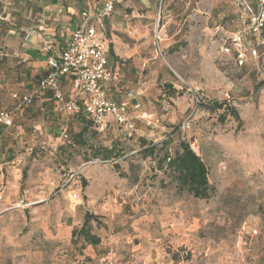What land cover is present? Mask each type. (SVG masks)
I'll use <instances>...</instances> for the list:
<instances>
[{"label": "rangeland", "instance_id": "obj_1", "mask_svg": "<svg viewBox=\"0 0 264 264\" xmlns=\"http://www.w3.org/2000/svg\"><path fill=\"white\" fill-rule=\"evenodd\" d=\"M58 1L77 15L88 0ZM241 30L232 0H124L102 32L120 84L112 95L134 98L145 119L101 132L43 99L17 117L0 138V264H264V57L240 65L224 52ZM20 56L0 49V111L45 74ZM215 102L228 106L224 121L205 107ZM142 140L155 157H143ZM181 142L208 167V200L165 167ZM103 149L118 157L94 161ZM86 214L98 247L73 237Z\"/></svg>", "mask_w": 264, "mask_h": 264}, {"label": "built area", "instance_id": "obj_2", "mask_svg": "<svg viewBox=\"0 0 264 264\" xmlns=\"http://www.w3.org/2000/svg\"><path fill=\"white\" fill-rule=\"evenodd\" d=\"M122 0H89L86 9L81 12L80 22L64 47L49 59L51 70L39 81L32 94L24 96L13 111L0 112V126L11 127L13 117L26 104L31 103L38 93L51 90L64 111L78 112L82 101L94 126L99 131L108 129L110 123H116L127 129H134L135 121L145 119L137 117L127 102H118L111 97L116 76L109 68V46L98 32L97 24L110 15ZM241 12L243 30L234 33L224 52L232 53L237 62L243 65L248 53L264 57V49L252 44L251 38L264 45V0H259L254 9L249 0H232ZM44 51L50 52L45 44ZM70 81L73 94L65 96V84ZM17 97V96H16ZM140 108L134 106V110ZM75 199L77 194L73 195Z\"/></svg>", "mask_w": 264, "mask_h": 264}, {"label": "trees", "instance_id": "obj_3", "mask_svg": "<svg viewBox=\"0 0 264 264\" xmlns=\"http://www.w3.org/2000/svg\"><path fill=\"white\" fill-rule=\"evenodd\" d=\"M57 1L58 0H55L53 2L57 3ZM123 1L124 0H122L121 2H119L115 6V8L111 14H113L115 12L116 8L119 5H121L123 3ZM88 2H89V0L87 1V4H86L84 9H86ZM258 2H259V0H249V3L251 4V6L254 9H256L258 7ZM27 3H28V5H31L32 2L27 1ZM33 7L38 8V10H40L42 12V6L41 5L38 4L37 6H33ZM84 9H82V11ZM238 10H239V8H238ZM110 15L106 16L103 19L101 24H97L98 32L101 35L103 40H105L103 35H102L104 23ZM239 19L241 21L240 10H239ZM7 28L8 27H7L5 22H3L0 25L1 31H3L4 29H7ZM263 37H264V32H263ZM113 55H114V52L112 51V49L108 50L107 58H108L109 68L113 71V73L116 76V82L112 88V92H119L120 91V84H119V80H118V74L110 62V56H113ZM42 78H40L39 81ZM39 81L37 82V84L39 83ZM37 84L32 86V88L29 91H26L24 93H15L13 107L11 109L2 110L0 112L13 111L17 107L20 100L24 96L32 94L35 91ZM169 90H172V88L169 87ZM64 92H65L66 98H68L70 95L73 94V88H72V84L70 81H68L65 84ZM112 92H111V97L113 99H115L112 95ZM174 93H175V91H174ZM39 99H43L44 102L46 103L45 105H51L57 111L65 112L67 114H71V115L80 117L83 120L87 121L90 125L94 126V123H93L91 117L88 115L82 101H79L80 107H79L78 112L64 111L60 107V104L57 102L56 98L54 97L53 92L51 90H48V91H45L43 93L36 94L33 97L31 103L24 105L19 112H16L14 117H13V125L11 127L0 126V138H2L4 136L5 131H7V130H9L15 126V121H16L17 117L23 115L28 109L33 107L34 104L36 103V101ZM118 102H121V101H118ZM205 107H207V109H209V110H214V111H216V110L222 111L223 110L224 111V108L228 107V106L226 103L215 102L212 105H207V106L205 105ZM230 110L233 113V116L236 119H239V115H238L237 111L234 108H230ZM227 113H228L227 110H225L223 112V114L220 116L221 121L225 120ZM118 126L122 127L120 125H118ZM89 132H90L89 125L87 124V125L83 126L81 132L78 134H75V136H74L75 137V143L80 145V146H85L87 144V142L84 140L85 139L84 136L87 135ZM168 141H170V138L168 140L164 141L163 144L167 145L169 143ZM141 145L143 147L142 151H141L143 157H145V158L155 157V155L158 151L157 145L152 144V143L147 144V142L145 140L141 141ZM116 157H118V154H116L113 149H103L102 151H94V154H93V160L94 161H100L101 160L103 162H109V161H113L114 158H116ZM164 163H165V167L169 170L173 179L178 183V185L180 186V188L182 190L187 191L190 195H192L196 199L208 200L211 198L212 188H211L210 183H209L208 167H207L206 163L204 162V160L201 158V156H199L192 149V147L189 143L181 142L179 145V149L174 154L170 153V150L168 148H166V154L164 155ZM96 221L97 220H96L95 216L90 215V214H86L81 228H78L73 232V237L75 238V240L76 239L82 240L84 243H86L92 247L100 246L101 238L93 233V223Z\"/></svg>", "mask_w": 264, "mask_h": 264}, {"label": "crops", "instance_id": "obj_4", "mask_svg": "<svg viewBox=\"0 0 264 264\" xmlns=\"http://www.w3.org/2000/svg\"><path fill=\"white\" fill-rule=\"evenodd\" d=\"M27 1L32 2L31 5ZM53 1L55 0H0V25L5 22L8 27L3 31L0 29V37L16 40L15 46L9 50H6L8 46L5 44H0V49L7 53H19L22 59L25 58L23 61L27 62L28 67L45 71V74L51 70L50 57L66 45L81 17V11L80 15H76L72 8L65 5V1ZM38 4L42 6V12L33 7ZM42 31H45L43 35ZM45 44L50 45V52L44 51ZM25 82H28L27 76L21 79V84ZM129 99L123 102L132 107L134 98Z\"/></svg>", "mask_w": 264, "mask_h": 264}]
</instances>
